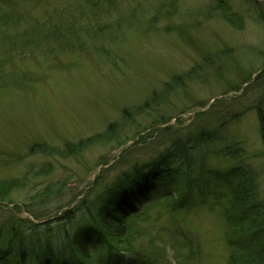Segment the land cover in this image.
Segmentation results:
<instances>
[{"label": "rangeland", "instance_id": "1", "mask_svg": "<svg viewBox=\"0 0 264 264\" xmlns=\"http://www.w3.org/2000/svg\"><path fill=\"white\" fill-rule=\"evenodd\" d=\"M70 1L54 0L53 6L66 14ZM224 1L240 22L230 25L223 20L219 0H117L115 8L95 23H89L88 11L82 17L75 13V28L80 32L66 42L84 45L74 56L66 51L53 59L51 52L42 49L21 56L23 69L0 90V180L31 177L34 172L27 174L29 166L34 171L46 167L48 172L0 202V220L4 222L9 211L19 218L34 214L41 216L39 220L54 218L77 204L97 177L108 180L120 168L158 154L180 125L188 126L182 136L216 127L221 121L225 124L222 142L197 145L196 163L204 170L225 172L231 163L217 152L223 144L239 142L249 157L245 162L258 171V197L264 198V131L259 119L264 104V0ZM190 71L193 79L163 98L158 109L135 113L165 83ZM112 124L118 131L108 142L80 155L66 159L30 155L34 144L63 148L103 133ZM147 127L152 130L146 131ZM144 136L149 141L141 143ZM118 143L126 148L113 151ZM204 172L200 178L192 171L198 183L191 179L187 184L193 186V202L207 179L212 187L222 189ZM55 183L62 185L61 198L35 199L37 190ZM203 200L205 207L186 213L171 212L163 205L151 208L147 224L157 232L155 248L162 255L158 261L184 264L190 258L188 248L197 243L202 252L199 264L227 263L223 218L218 208L210 207V196ZM147 241L139 240L137 249L151 256Z\"/></svg>", "mask_w": 264, "mask_h": 264}, {"label": "trees", "instance_id": "2", "mask_svg": "<svg viewBox=\"0 0 264 264\" xmlns=\"http://www.w3.org/2000/svg\"><path fill=\"white\" fill-rule=\"evenodd\" d=\"M219 2L218 10L223 20L230 25L240 22L224 0ZM53 3L54 0H0V90L7 88L8 79L16 78L15 72L23 69V59H19L27 51L33 56V49H42L43 53L51 52L53 59L66 51L73 56L80 52L84 43L73 46L67 43L80 32V28H75V13L82 17L88 11L89 23H95L102 13L115 8L117 0H71L67 3L66 14H59ZM90 26L92 24L88 31ZM193 77L194 71L173 77L135 113L155 111L163 98L168 99L169 93L183 88ZM259 116L264 131V104ZM148 129L152 128L147 127L146 131ZM224 130L223 121L216 127L196 133L190 131L182 136L185 128L174 129L167 137L168 146L158 154L120 168L108 180L97 177L77 204L46 222L33 224L10 214L0 222V264H151L152 261L163 264L158 261L161 253L155 248L159 240L154 237L157 232L147 224L151 208L163 205L171 212L186 213L196 207H205L203 198L206 196L212 199L210 207L219 209L227 229L224 239L229 250L226 264H264V198L258 197V171L245 162L249 159L245 149L239 142L221 146L217 153L231 163L222 173L204 170L196 163V146L207 140L222 142L219 137ZM117 131L118 126L112 124L103 133L66 143L63 148L34 144L29 149L30 155L65 159L77 156L91 146L108 142ZM174 137L178 138L174 140ZM146 141L149 139L144 136L141 143ZM31 171L34 172L32 176L25 179L0 180V202L8 201L12 192L26 189L36 176L48 172L46 167L34 171V166H29L27 174ZM192 171L200 178L205 171L206 177L211 176L222 189L212 187L207 179L200 184L202 192L198 201H191L193 186L187 184L191 179L198 183ZM57 185L37 190L35 199L46 202L61 198L62 185ZM33 217L39 220L41 216L34 214ZM141 239L148 240L151 256L138 251ZM188 252L190 258L183 263L199 264L197 259L202 253L199 245L193 243Z\"/></svg>", "mask_w": 264, "mask_h": 264}]
</instances>
